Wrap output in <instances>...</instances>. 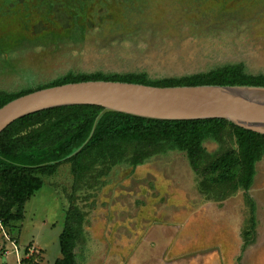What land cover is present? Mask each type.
Masks as SVG:
<instances>
[{
    "label": "rangeland",
    "instance_id": "rangeland-1",
    "mask_svg": "<svg viewBox=\"0 0 264 264\" xmlns=\"http://www.w3.org/2000/svg\"><path fill=\"white\" fill-rule=\"evenodd\" d=\"M239 64L264 76V0H0V92L68 75L160 81ZM238 173L230 135L198 172L174 151L93 173L74 190L63 164L41 178L25 220L0 229V264H54L67 225L78 264H264V158L249 191L230 189ZM3 190L0 179V200ZM246 196L255 203L254 235Z\"/></svg>",
    "mask_w": 264,
    "mask_h": 264
},
{
    "label": "trees",
    "instance_id": "trees-1",
    "mask_svg": "<svg viewBox=\"0 0 264 264\" xmlns=\"http://www.w3.org/2000/svg\"><path fill=\"white\" fill-rule=\"evenodd\" d=\"M90 81L121 82L159 88L264 87V76L246 75L242 64L160 81L148 79L145 73L68 75L36 89L16 94L0 92V109L36 91ZM102 111V107L95 105L49 109L15 121L0 134V179L4 184L0 200L2 226L25 220L26 204L41 188V178H51L63 164L70 166L74 190H78L93 173L99 172L101 176H105L114 167L122 164L136 168L152 157L174 151L185 153L191 168L198 172L201 161L219 158L220 150L230 135L235 141L239 162V173L236 178H231L230 189H243L247 192L254 183L256 164L264 158V135L237 127L226 120L158 121L122 113H107L94 129ZM207 142L218 145V151L209 153L205 148ZM246 202L251 208L249 232L254 235L255 203L249 196H246ZM251 242L245 240L243 250ZM59 244L61 257L54 264H78L75 256L76 231L71 226H65ZM33 260L31 257L21 262L33 264Z\"/></svg>",
    "mask_w": 264,
    "mask_h": 264
},
{
    "label": "water",
    "instance_id": "water-1",
    "mask_svg": "<svg viewBox=\"0 0 264 264\" xmlns=\"http://www.w3.org/2000/svg\"><path fill=\"white\" fill-rule=\"evenodd\" d=\"M95 105L158 121L222 119L264 135V87L196 86L159 88L121 82L66 84L20 97L0 109V134L26 116L60 107Z\"/></svg>",
    "mask_w": 264,
    "mask_h": 264
},
{
    "label": "crops",
    "instance_id": "crops-1",
    "mask_svg": "<svg viewBox=\"0 0 264 264\" xmlns=\"http://www.w3.org/2000/svg\"><path fill=\"white\" fill-rule=\"evenodd\" d=\"M38 252H44L41 248H38V247H34ZM7 255H8V253H7ZM7 255H5V256H7ZM18 257V256H17ZM45 262V261H44ZM17 263H18V260H17Z\"/></svg>",
    "mask_w": 264,
    "mask_h": 264
},
{
    "label": "built area",
    "instance_id": "built-area-1",
    "mask_svg": "<svg viewBox=\"0 0 264 264\" xmlns=\"http://www.w3.org/2000/svg\"><path fill=\"white\" fill-rule=\"evenodd\" d=\"M0 229L3 230V226H2V224H1V222H0ZM34 250H35V249H34ZM32 252H34V251H32Z\"/></svg>",
    "mask_w": 264,
    "mask_h": 264
}]
</instances>
